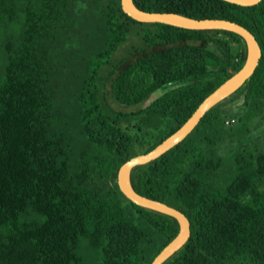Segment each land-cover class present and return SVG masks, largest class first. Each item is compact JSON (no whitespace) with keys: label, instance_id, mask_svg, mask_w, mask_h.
Instances as JSON below:
<instances>
[{"label":"trees","instance_id":"16d2710c","mask_svg":"<svg viewBox=\"0 0 264 264\" xmlns=\"http://www.w3.org/2000/svg\"><path fill=\"white\" fill-rule=\"evenodd\" d=\"M133 1L231 20L259 43L234 93L241 111L212 107L130 180L189 220L163 264H264V149L239 140L229 160L221 153L229 125L264 111V0ZM245 55L234 32L140 22L120 0H0V264H150L178 223L126 198L118 170L176 131Z\"/></svg>","mask_w":264,"mask_h":264},{"label":"water","instance_id":"95a60500","mask_svg":"<svg viewBox=\"0 0 264 264\" xmlns=\"http://www.w3.org/2000/svg\"><path fill=\"white\" fill-rule=\"evenodd\" d=\"M241 6L254 5L261 0H225ZM124 13L140 22L164 23L192 30H226L241 36L245 42L246 55L243 66L221 83L209 95H207L198 105L191 116L172 134L150 151L136 155L125 161L117 173V185L122 194L133 203L162 214H166L176 219L178 232L175 237L165 245L155 256L150 264H163L173 256L186 243L190 236V223L187 216L164 202L147 197L138 193L132 186L130 172L135 166L145 164L156 159L170 148L181 142L198 124L202 116L220 102L232 96L244 82L253 74L261 57V48L254 35L244 26L227 19L220 18H193L176 12H151L143 10L134 3L133 0H120ZM239 264V263H234Z\"/></svg>","mask_w":264,"mask_h":264},{"label":"rangeland","instance_id":"374dc122","mask_svg":"<svg viewBox=\"0 0 264 264\" xmlns=\"http://www.w3.org/2000/svg\"><path fill=\"white\" fill-rule=\"evenodd\" d=\"M156 95L153 94L151 97L146 100L143 104H138L131 108H136L140 106H144L148 103L152 98ZM243 101L242 93L238 92L233 94L228 99L220 102L217 105V108L223 110L224 113L237 114L241 111L242 106L241 103ZM112 104L116 105L115 102L111 101ZM118 108H124L117 104ZM235 120H237L235 118ZM243 122V121H242ZM233 123V122H232ZM233 123L229 125L231 129L226 133L225 141L221 146V153L226 156V159L229 160V156L232 154L233 150H236L239 144V140L243 142V144H253L257 142V147L259 149H264V111L263 113L254 116L245 124L242 123ZM255 147V145H254Z\"/></svg>","mask_w":264,"mask_h":264}]
</instances>
